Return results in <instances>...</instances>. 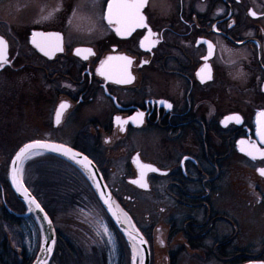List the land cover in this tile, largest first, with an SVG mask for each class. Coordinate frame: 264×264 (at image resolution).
Returning a JSON list of instances; mask_svg holds the SVG:
<instances>
[{
	"label": "flooded vegetation",
	"instance_id": "obj_1",
	"mask_svg": "<svg viewBox=\"0 0 264 264\" xmlns=\"http://www.w3.org/2000/svg\"><path fill=\"white\" fill-rule=\"evenodd\" d=\"M109 2L0 0V37L8 43L9 60L0 68V159L12 160L32 141L64 144L87 155L146 239L149 264H156V257L178 264L190 253L214 255L224 264L252 255L225 247L242 231L229 210L218 212L213 201L229 197L238 212L244 206L238 195L250 191L260 197L255 205H264L259 172L264 160L240 151L241 140L264 149L257 134V117L264 112V0H148L143 14L159 40L151 51L140 46L146 28L127 37L116 34L104 19ZM38 32L59 33L64 51L44 56L32 43ZM78 48L94 55L84 60L75 54ZM109 56L133 61L131 83L115 84L98 74ZM61 103L70 107L57 124ZM138 112L144 113L139 125L130 119ZM117 116L128 123L118 125ZM234 116L242 122L225 125ZM137 157L159 170L147 173V188L131 183L140 175ZM27 188L54 224L50 264L57 263L58 254L76 264H111L105 243L88 248L62 241L43 202L50 187ZM138 197L159 212L157 219L138 218L133 210ZM108 221L119 236L117 264H132V247ZM31 224L39 228L37 242ZM221 224L231 234L210 242ZM162 233L167 242L158 238ZM41 244L35 217L14 193L9 168L0 165V264H33ZM256 257L264 261L263 254Z\"/></svg>",
	"mask_w": 264,
	"mask_h": 264
},
{
	"label": "rangeland",
	"instance_id": "obj_2",
	"mask_svg": "<svg viewBox=\"0 0 264 264\" xmlns=\"http://www.w3.org/2000/svg\"><path fill=\"white\" fill-rule=\"evenodd\" d=\"M6 119L8 120L7 124L12 126L11 116L6 117ZM38 158L40 157L31 160H37ZM10 159L11 158L0 159V165L5 166L7 171L10 165ZM42 163H44L43 165L45 166L42 173L47 181L49 183L54 182L58 184L56 189L49 186L50 189L48 188V190L45 191L47 192V198L44 199L45 201L43 200V202L48 205V209L55 220V225L62 241L64 242L66 238L71 239L75 245L80 243L88 248L99 243H105L108 245L111 264H117L118 259H120L118 252L119 236L109 224L105 211L98 204L94 190L73 168L58 161H52L51 159H47L43 162H34L29 168L26 170L24 169V181L29 184V186L31 182L34 179L37 180L41 174L37 173L36 169L39 164ZM50 166L51 168H49ZM224 182L225 181H223V183ZM230 182L231 185H234L235 183L234 180ZM61 195H68L69 199L66 200L64 197H60ZM238 196L240 199L244 200L242 202L244 206L239 208L240 210L238 212L235 211V202L229 197L225 196V199H223L220 196H217L213 201L218 212H222L224 209L229 210L228 214H231L233 219L238 220L239 227L242 231V235L238 240H234L232 244L225 247L228 251L236 249L249 251L252 254L251 256H258V254L261 253L264 257V238L262 239L264 235V213H261L264 211V205H255L256 199H260V197L253 195L250 191L247 193L243 192ZM262 198L264 197L262 196ZM136 200L138 204L133 210L138 218L142 220H145L146 218L149 220L157 219L159 212L151 210L152 206L146 207L145 198L138 197ZM147 201L149 202V200ZM151 202L152 200L150 199L149 203ZM104 226L108 229L107 233L104 232ZM29 227L35 235V241L37 242V238L40 237L39 228L34 224H31ZM225 228L223 227V224L219 225L217 228L218 234L212 237L210 242H215V240L217 241L220 239L223 240V235L225 233L230 235L231 229ZM109 235L111 236V239H109ZM166 237L167 233H162L158 238L167 242ZM158 245L156 244V247ZM204 257L203 253H201L200 256L199 253L185 254L179 260L178 264H224L220 260L216 261L214 255L208 256L207 259H204ZM156 258V264H166L159 263L158 260L160 258Z\"/></svg>",
	"mask_w": 264,
	"mask_h": 264
},
{
	"label": "snow or ice",
	"instance_id": "obj_3",
	"mask_svg": "<svg viewBox=\"0 0 264 264\" xmlns=\"http://www.w3.org/2000/svg\"><path fill=\"white\" fill-rule=\"evenodd\" d=\"M147 3L148 0H110V2L107 4V12L104 16V19L107 20L109 25L113 26L116 34L121 37L130 36L138 28L148 29V34L144 37V40L141 41L140 46L147 51H151L152 47H155L156 44L159 43V40L153 39L157 36V34L153 33L151 28L148 27L146 16L143 14V9L147 6ZM251 15L255 16V13L253 12ZM50 17L51 14H49V16L43 17V19H49ZM37 37H39V39H37ZM32 43L40 52L43 53L44 56L49 58H53L57 52L64 51L63 37L59 33H34ZM208 47L209 55H211L212 45L209 44ZM75 54L84 60H87L89 55H94L91 49L79 48L76 49ZM132 63L133 61L127 56H109L107 60L101 63L100 68L97 71L98 74L103 76L105 80H109L112 83H131L134 79L130 72ZM8 64V43L3 37H0V68ZM203 71L204 70L202 69L201 72ZM198 75L201 76V80L203 81L205 77L201 75V73H198ZM208 78H210V76ZM159 103L166 104L169 109L172 107L171 104H167L165 101H159ZM69 107L70 105L67 103L60 104L59 110L56 113L57 124H59L63 112ZM130 119L132 123L137 125L142 124L144 113L138 112L136 116L131 117ZM232 120H235L237 123L242 122L239 116L228 117L225 121V125H227V123ZM116 122L121 126L128 123V121H122L119 116L116 117ZM257 125V134L260 136L261 143L264 144V112H260L258 114ZM121 130H123V128ZM240 145V151L244 153V155L250 157L253 161L257 159L264 160V149L257 147L254 144L246 143L244 140L240 141ZM38 149H48L50 151L61 153L62 155L75 161L76 164L80 165L87 173L89 178L94 180L95 186L100 192L101 199L104 201V204L108 206V209L112 212V215L117 217L119 223L127 224L131 229L128 232V236L133 244V257L135 259V257L140 252L141 246L146 244L147 241H145L143 236L140 235L139 230L136 229L135 225L131 223V218L127 215V213H124L117 205H114L111 194H105L101 190L99 182L95 181L96 172L93 170L92 161L89 160L87 156H81L80 153L74 152L71 148L65 147L64 145H51L41 143L39 141L25 144L23 148H21L16 154L15 159L12 161V182L17 187V190L21 191L22 194L28 198V203L30 205H35V208L39 211H44L35 198H29L30 193L28 192L27 188L23 187L22 183L23 169L22 167H19L23 165L24 161L29 159ZM134 163L137 164L140 175L139 179L133 180L131 183L136 184L141 188H147V173L158 172L159 170L152 165L141 163L139 157L136 158ZM259 172L261 176H264V168H260ZM104 232H108L106 226H104ZM109 239H111L110 235ZM45 243H48V241H45ZM52 244H55V241H52ZM48 251L50 252L51 249H48ZM142 260L143 257L141 256V262Z\"/></svg>",
	"mask_w": 264,
	"mask_h": 264
},
{
	"label": "water",
	"instance_id": "obj_4",
	"mask_svg": "<svg viewBox=\"0 0 264 264\" xmlns=\"http://www.w3.org/2000/svg\"><path fill=\"white\" fill-rule=\"evenodd\" d=\"M34 142H36V141L28 142L26 144L34 143ZM39 142L45 143V144H51V145H64V144H59V143L50 142V141H39ZM23 146H21L17 150V152L14 154V156H13L11 162H10V166H9V182H10V185H11L14 193L16 194V196L23 203H25V205H26V207L28 209V214L29 215L32 214L35 217V219H36V221H37V223H38V225L40 227V230H41L42 244H41V248H40V251L38 253V256L35 259V261L33 262V264H50V262L52 260V257H53V254H54V251H55V245H56V234H55V228H54L53 221H52L51 217L45 212V210L43 212H41V211H39L38 209L35 208V205H30L28 203V198H26L22 194L21 191H18L17 187L12 182V161L15 159L16 154L19 152V150L21 148H23ZM64 146L68 147V148H71V147H69L67 145H64ZM71 149L74 152L80 153L81 156H87V155L83 154L80 151H77V150H75L73 148H71ZM48 154L56 156V157H59L61 159H64L65 161H67L68 163H70L71 165L76 167L83 174V176L87 179V181L91 185L92 189L94 190V192H95V194H96V196H97L102 208L106 212V214L109 217V219L115 225L117 230L127 239L129 245L132 247V242L130 241L129 236H128V232L131 230L129 228V226L127 224H124V223H119L118 220H117V217L112 215V212L109 211L108 206L105 205L104 201L101 199L100 192L97 190L94 180L89 178V176L84 171V169L80 165L76 164L75 161L69 159L68 157L62 155L61 153L50 151L48 149H38L29 159H26L24 161L23 165L19 166V167H22V169H23V171H22L23 187L27 188V186H26V184L24 182V176H23L24 168H25V165L27 164V162L29 160L33 159V158L41 157V156L48 155ZM88 159L91 160L89 157H88ZM92 166H93V170L96 172L95 181L99 182L101 190L105 194H108V193L111 194L112 201H113L114 205H117L119 207V209H121L124 213H127V215L131 218V223L135 225L136 229H138V227L136 226L132 216L117 202V200L114 197L113 193L111 192L109 186L107 185L102 173L100 172V170L98 169L97 165L93 161H92ZM27 190L30 193V197L29 198H35L33 196V194H31V192H30V190L28 188H27ZM35 200L38 202V200L36 198H35ZM41 208H43V207L41 206ZM45 217H47V218H45ZM121 219H122V217H121ZM139 233H140L141 236H143L142 233L140 232V230H139ZM143 238H144V236H143ZM144 240L146 241L145 238H144ZM45 241H48V243H45ZM52 241H55V244H52ZM48 249H51V251L49 252ZM141 256L143 257L142 262H141ZM149 262H150V259H149V245H148V243H146V244L141 246L139 256H136L135 259L132 256V264H149ZM242 264H264V261L263 260H253V261L244 262Z\"/></svg>",
	"mask_w": 264,
	"mask_h": 264
},
{
	"label": "trees",
	"instance_id": "obj_5",
	"mask_svg": "<svg viewBox=\"0 0 264 264\" xmlns=\"http://www.w3.org/2000/svg\"><path fill=\"white\" fill-rule=\"evenodd\" d=\"M47 159H51L52 161H58V162H60V163H63L64 165H66V166H69V167H71V168H73L77 173H79L81 176H82V178L89 184V182L87 181V179L83 176V174L76 168V167H74L73 165H71L70 163H68L67 161H65L64 159H61V158H59V157H56V156H53V155H44V156H41L40 158H38L37 160L36 159H34V160H31L30 162H28L27 164H26V168H25V170L27 169V168H29L31 165H32V163H34V162H43V161H45V160H47ZM44 163H42V164H39V166L37 167V169H36V171H37V173H41L40 175H39V177H38V179L36 180V179H34L32 182H31V184H30V186H29V184H27L26 182V184H27V186L28 187H33V188H35L38 192H41L40 190H42V188H44L45 186H47V187H53V189H56V187L58 186V184L57 183H54V182H48L47 181V179L44 177V174L42 173L43 171H44V169H45V166L43 165ZM49 168H51V166L49 167ZM90 185V184H89ZM91 186V185H90ZM92 188V187H91ZM43 191V190H42ZM60 197H64L66 200H68L69 199V197H68V195H61ZM95 198H96V200L99 202V200H98V198H97V196H96V194H95ZM100 203V202H99ZM101 205V204H100ZM52 215V214H51ZM120 233V232H119ZM121 234V233H120ZM122 235V234H121ZM123 236V235H122ZM123 238H124V236H123ZM125 242V241H124ZM124 244H126V243H124ZM126 251V250H125ZM60 255L58 254V257H59ZM57 257V259L56 260H58V261H60V263H58V261H57V263L56 264H76V262H75V260H70V261H67V260H62V259H60V258H58ZM61 257V256H60ZM251 260H258L257 259V257L256 256H251V255H247V254H244V256H241V257H239V256H234V257H232V258H230V259H228V260H226V264H242V263H244V262H247V261H251Z\"/></svg>",
	"mask_w": 264,
	"mask_h": 264
},
{
	"label": "bare ground",
	"instance_id": "obj_6",
	"mask_svg": "<svg viewBox=\"0 0 264 264\" xmlns=\"http://www.w3.org/2000/svg\"><path fill=\"white\" fill-rule=\"evenodd\" d=\"M132 249H133V244H132ZM139 254H140V253H139ZM139 254H138V255H139Z\"/></svg>",
	"mask_w": 264,
	"mask_h": 264
}]
</instances>
